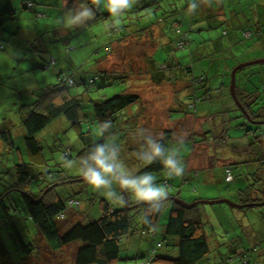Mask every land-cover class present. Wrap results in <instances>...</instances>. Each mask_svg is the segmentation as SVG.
Instances as JSON below:
<instances>
[{
    "label": "rangeland",
    "instance_id": "374dc122",
    "mask_svg": "<svg viewBox=\"0 0 264 264\" xmlns=\"http://www.w3.org/2000/svg\"><path fill=\"white\" fill-rule=\"evenodd\" d=\"M28 1L32 0H0L2 5H10L13 8V11L6 10L4 15L7 17L5 21L9 22V25L4 27L5 34L9 30L8 26H14L15 28L18 27L23 35H14L10 41L2 40L5 45V50L0 49V55H6L7 58L5 60V57H2L1 60H5L4 63L6 64L9 63L13 65L14 59H17L15 58V53L20 51L22 56L26 54V58L31 56L32 62L30 60H28V62L32 64L43 63L45 60L51 59L52 57H54L56 61L54 65L47 68L37 65V67L31 66L24 70H19L22 67H26V62H23L16 70V79L12 78L10 82L0 80V123L2 126L6 125L5 127L7 128H9L12 123H15L17 126L13 129H8L14 140L13 145L10 143L12 147L10 144L2 147L0 146V182L2 183L0 193L8 189L6 190L8 195L4 199L7 203L14 201L11 198H16L18 200L21 196L19 191L9 188L11 184H14L16 178L13 166L14 163L18 164L24 162L34 165L31 168V174L33 176L37 177L36 174L39 172L37 169L39 159H33L35 156L29 155L24 147L23 136L15 133L17 130L21 131L19 120L16 122L14 121L16 118L15 113L19 112V110L24 111L28 108V104L37 98V93L41 88L48 84L58 82L54 70H59L65 75L70 74L73 78L74 84L69 86L70 93L76 94L85 92L97 101L121 92L135 91L137 86L140 87L141 85L145 86V93L150 95L149 83H154V81L149 77H147L146 81H143V77L140 75L147 74V71L150 72L149 69L152 68L151 58L157 68L168 78L184 70L183 62L185 60H192L193 62V58H191L188 52H184L182 49H174L173 38L175 37V29L172 27L171 20H167L165 24L163 23L162 33L158 34L156 37V31L153 29L154 31L152 33L142 32L140 38L137 32L131 35L128 34L118 42L119 38L123 36V32H126L123 25L126 24L130 27L133 25L135 26L134 23H136L137 20L136 16H133L134 18L128 21L131 22V24H129L127 22V13L123 14L118 19H114L103 7H101L100 11L104 12L102 16H95L93 20L88 21L84 26L75 25L72 27H65L63 23L65 14L68 13L70 9H75L86 1L76 0L75 3L64 4L62 0H33L37 3L35 5L36 10L44 13V16L39 18H36L33 9L26 6ZM40 1L42 2L40 3ZM206 1L207 0H198L197 8L200 9ZM222 2L223 12L226 13L232 25L221 24L220 21H216L214 16L206 10L199 11V14L194 12L195 18L193 20L210 19L213 26H216V28L211 30L212 35H222V30L227 29L230 33H236L240 41L244 40L241 36V27L244 23L249 22L250 18H252V20L255 19V21L257 20V23L263 28V32L255 35V39L246 41L249 47L248 51L251 52L249 54H241V47L239 49L236 47L235 55L242 60L241 63L263 59L264 0H222ZM134 6L135 5H133V7ZM132 14L134 15V13ZM9 16H14L15 18L10 20ZM11 22L14 23V25H11ZM112 25L119 29L116 36L109 37L107 32ZM28 28L32 30H28ZM32 33L35 35V40L33 37H29ZM206 33L207 32L196 33L195 31L190 33L193 36V38H191V51L199 34L205 35ZM206 37L207 36L203 38ZM4 39L6 40V38ZM111 41H113L112 43L114 44V52H106L104 47ZM9 43H11V45ZM242 46L245 47V45ZM154 47L155 51L153 52ZM196 49L194 50V56L197 58L198 56L195 54ZM105 54L107 56L103 58L102 62L106 63L108 59L114 56V59L111 60L115 61L114 66L116 70L118 72H127V81L119 83L116 79H112L108 82H102L99 78L96 80L95 84L89 86L90 90H84L85 85L83 81L87 80L88 73L97 70L98 62L95 60V55L103 57ZM215 57H218V55H215ZM233 62H235V60ZM105 63L99 62V68L110 73L111 69L105 68L107 65L102 67ZM211 64V62L195 59L193 68L186 72L190 78L206 75L207 73L208 75H206V77L212 82L211 96H208L207 89L205 90L203 86L201 87V82L196 83L197 85H194L196 88L195 93L201 94V99L195 102V105H193L194 107L189 105L192 102L189 101L188 106L183 108L185 112H189L192 117L198 118L201 121L190 118L175 120V117L179 116L182 112L172 113L170 118H173V120L169 121L167 117L168 113L164 110V112L158 111L145 114L142 120H138V124L141 121H145V123H140L142 127L139 128L136 125L134 127L132 123L134 119H123L125 116L120 114L117 120L119 130H117L115 134L107 137V147L104 155L112 156L118 163L125 165L126 173L135 178L145 174L140 173L142 167L145 165L139 156L142 152H150L149 147L145 144L148 145L149 140L160 138L164 130H172V140L167 142V155L170 154V150L175 149L178 154L175 155L174 158L178 161L182 160L185 170H187L185 163L190 154L193 157L192 164L195 165L197 163L200 168L198 170L199 176H192L191 172L194 175H196V172H190L189 170L185 176L187 181H182L181 177H173L170 179L167 176V170L164 168L159 172H151V174L157 178L153 183L164 186L168 191V197L177 194L178 197L183 199L186 203L199 200L224 199V201L199 202L194 205L196 206V210L194 212L192 211V214L195 215L200 221L201 227L204 228V234L207 238L209 247L208 253L196 264H264V204L244 207L246 205L244 200L247 197L264 198V170L259 168L258 162L232 163L230 165L232 175L230 174L231 179L228 181L225 180L224 169L222 173L219 166H215L216 164L224 163L232 154L231 150L237 148V144L240 146L244 141L246 143L243 147L247 145L249 141H245V126L231 128L233 127L231 123L226 126H231V134L228 136V147L221 141L222 138H220L218 131L213 130L214 132H211L212 134H209V136H217L216 139L218 140L212 139L208 143L207 149H210L212 156L207 155V149H204V147L197 148L191 152L193 142L202 139V135L203 141L207 140L204 137L207 132L198 133L197 130L199 127L208 130L210 128L207 124L210 123L212 126L214 123V127L217 130L218 121L220 119L218 111L221 109L222 103L225 102V97L227 98L228 96L229 98V91H225L221 86V79L223 77L227 82L229 81L228 75H218V72L214 71L216 65L213 63L212 67H210ZM209 67L210 70L208 69ZM263 73L264 61L243 67L238 77L240 83H246V87L249 91L260 92V94H258L260 95L258 96V103H261V99L264 101V92L261 89L263 85L262 82L264 81ZM13 80L17 81V83L14 84V82H12ZM142 81L144 83H142ZM155 81L159 93L158 97L163 101L162 105L164 109L169 105L168 97L175 93L176 98L182 89L181 86L168 83L163 78L159 81ZM219 85L220 89L218 88ZM29 89H33L34 92L29 94ZM230 96H232V94ZM232 99L231 102L233 103L234 99L233 101ZM89 102L90 101L86 104ZM262 105H264V103ZM132 106L134 105L132 104L128 109L132 108ZM89 108L91 107L84 106L85 111ZM128 109H124L123 112ZM145 109L149 112L150 107L146 106ZM204 109L206 112H202ZM89 113L87 115V120ZM148 115H155V118L153 116L150 118ZM87 120H84L82 124L83 130L88 129V125H90V127L95 126L94 122L91 123ZM244 121L247 123V127L252 129L254 127L257 128V132L260 134V130L255 126L256 124H253L254 122L246 121V119ZM121 125L130 127L129 135L125 133ZM79 126L80 124L78 125V129ZM261 129H264V126H262ZM36 137L43 146L42 154L44 157L48 158L50 164H56V166L51 167H53L54 170L56 169L55 171L58 173H56L58 175L57 177H59L61 181H65V183H60L58 185L55 183L56 186H54L53 189L60 197L64 198L66 203L69 204L70 202L69 206L72 207L67 209L63 217H57V220L60 222L61 231L64 230V227H69L72 223H75V221L80 219V221H84L87 216L90 218L91 216H100L101 200L106 201L112 207L118 208L124 206L127 200L136 201L130 191L127 189L123 190L119 186L117 174L115 176H107L106 179H108L109 184L107 186H101L97 191L84 181L79 170H86L87 168L82 167V160L79 154L82 145L78 139V130L75 125L68 122L65 117L62 116L53 121L52 124L44 128ZM259 137L261 139V135ZM181 140L183 143L179 142ZM261 144L263 146L262 142ZM17 147L22 150L19 155L16 153L19 151ZM68 148L70 149V156H64V151ZM238 154H236L235 157L240 159V161H242V159L248 160L253 156L248 153ZM208 163L211 165L210 168H207ZM190 167L188 166V169ZM207 169L213 173V176H209L208 178L204 176ZM117 171L119 172V170ZM184 175L185 172L182 177H184ZM257 177H259L260 180L253 183ZM40 182L41 180L36 178L29 179L28 182L24 184L23 189H28L26 191H29V189L33 190ZM249 184L252 186L250 192L238 196V191H243ZM17 187L21 188V186ZM108 192L113 193L110 198L103 195ZM122 192L123 194L125 193L123 197L124 202L122 201ZM193 197L197 199L193 200ZM74 202H76V205H71ZM237 203H239V206L236 205ZM169 208L170 203L164 202L163 210L159 217V225L155 229L153 235L143 236L144 233L139 234L135 232L138 231V229L132 231L133 233L131 232L123 238L118 259L115 262L116 264H146V260L160 256V254H165L168 248L170 249L168 254L170 256L175 255V248L171 245L172 241L169 239L163 241L164 245L162 247L160 246L157 249L151 248L152 241L156 242L162 239L163 225L166 222ZM130 210L133 213L134 222L137 221L141 215V211L136 212L135 209L131 207ZM26 222L27 225L22 223V226L19 224V227H23L22 233L25 240L24 243L27 244V246L31 244V247H34L31 248L30 251H27L25 247L17 249L16 244L12 240L9 227L3 225L1 228L0 225V237L7 249L5 255H1L2 250L0 249V264H74L73 252L77 244L73 243L67 245L59 251H51L41 238V235L38 233L33 223L29 220ZM0 224H2V222H0ZM6 255L9 257L7 258ZM153 263L164 264L159 261H153Z\"/></svg>",
    "mask_w": 264,
    "mask_h": 264
},
{
    "label": "trees",
    "instance_id": "16d2710c",
    "mask_svg": "<svg viewBox=\"0 0 264 264\" xmlns=\"http://www.w3.org/2000/svg\"><path fill=\"white\" fill-rule=\"evenodd\" d=\"M75 1L76 0H62L64 4L75 3ZM82 1H86L87 3L90 2V0ZM41 2L42 1H40V3ZM197 2L198 0H139L138 5H135L130 11L126 12L128 14L127 22L133 19V16H136L137 20L136 23H134L135 26L133 25L130 27L124 24L123 28L126 32H123V36L119 38L118 42L122 40L126 35H131L135 32L138 33L137 35L140 38V34L142 32L152 33L154 31L153 29L157 28L156 25L159 24V26L162 27L163 23L165 24L167 20H171L172 27L175 29V37L173 38L175 47L174 49H182L184 52H187L185 50H188L192 38V35L190 33L195 30L182 28L180 25L181 22H179L180 20L174 19V15L177 14L178 16V14L184 13L189 10L199 14ZM218 2L220 3L219 5L223 4L222 0H218ZM36 4L37 3L32 0L28 1L26 3V6L34 10L36 18L44 16V13L42 11L36 10ZM190 4L192 5V7H190ZM6 10L13 11V8L10 5H2L1 3V50H5V45L2 40L10 41L12 39V36L17 34L22 35L21 30L19 31V28H15L14 26H8V29L12 31L8 30L5 34L4 27L9 25V22L5 21L7 19V17L4 16ZM132 13H134V15ZM103 14L104 12L95 10L96 17L102 16ZM226 17L227 15L225 16V18ZM9 18L10 20H12L15 17L9 16ZM194 18V13L193 15L188 16L189 20L193 21ZM227 19L229 21L228 17ZM253 21L254 19L252 20V18H250V21L244 23V25L241 27V36L244 38V40L240 41L236 33H231L235 47H238L240 44H247L246 41H249V39H255V35L261 34L263 32V28L257 23V20L255 22ZM128 23L131 24V22ZM223 23L232 25L231 21L228 23ZM10 24L14 25V23L12 22ZM30 29L31 28H28V30ZM118 29V27L112 25L109 28L107 34L109 35V37H113L114 35L116 36ZM228 32L230 33L229 30ZM29 37H33V39L35 40L34 33L30 34ZM4 38H6V40ZM112 42L113 41L107 43L104 47L106 49V52H112L114 50V44ZM9 44L11 45V43ZM95 56V60L96 62H98L97 70H93L91 73H88L87 80L83 81L85 85L84 90H90L89 86L95 84L96 80H98L99 78L102 80V82H108L112 79H116L119 83L123 82V77L116 75V77L110 78L109 72L105 70L103 71L101 68H99V62L103 63L102 60L107 56L106 54L103 57H100L98 55ZM151 60L153 59L151 58ZM55 61V58L52 57L51 59L45 60L43 63H37V65L43 66V68H47L54 65ZM237 61L238 60L232 63L234 67L230 70V72H228L230 79L232 70L236 66L242 64V60L238 63ZM105 66L106 64L102 65V67ZM183 66V72L185 75H187V78L190 81V85L193 86V90L195 91L196 89L194 85L196 86V83L201 82V87L203 86L204 89H207L208 91L206 85L207 77H205L204 75H200L199 77L196 76L195 78H190L188 73L186 72L190 71L193 68V64L184 63ZM243 67L238 68L235 72L234 94L250 117V119H246V121L248 120L254 122L253 124H256L255 126L259 128L260 134L257 132V128L254 127L252 129L250 127H247V123H245L244 121L245 119L242 117V114L238 111L237 108L235 111H233V113L231 112L232 115H229V120H222V117L220 118L221 120L219 119L218 123L220 125V129L218 131V134L220 138H222L221 141L223 143L225 141V143L228 144L229 142L227 140L229 138H226V136H229V134H227V130L230 131L231 128H235L237 126H245V136L249 141L244 147V150H246L245 154L248 153L252 154L253 156L248 160H243L238 163L258 162L259 168L264 170V129H261L262 126H264V105H262L264 101L261 99V103H258V96L260 95H256L255 91H249L246 87V83L242 84L238 81V77L240 76V72L243 70ZM56 76L58 82L44 86L40 94H38L37 98L30 104H28V108H26L24 111L19 110V112L15 113L16 118L14 121L16 122L17 120H19L21 125L19 126L21 128V131L17 130V132L15 133L23 136L24 147L29 155L35 156L33 159H39V163H37V169L39 172L38 174H36L37 177L33 176L31 174V168L34 165L24 162L18 164L14 163L13 166L16 178L14 184H11V187L9 188L19 191L21 193V196L20 198H18V200L16 198H11L14 201H10V203H7L6 201H4V199L8 195L6 192V190L8 189L3 191V193H0V222H2V224H0L1 228L3 227V225L9 227L12 235V240L16 244L17 249L25 247L27 251H30V249L34 247H31V244H28L29 246H27V244L24 243L25 240L22 233L23 227H19V224L21 225L22 223L24 225H27L26 221L29 220L33 223L38 233L41 235V238L44 240L51 251H59L67 245L73 243L77 244L73 252L74 264H116L115 262L118 259L123 238L132 231L138 229L139 230L135 232H138L139 234L144 233L143 236L153 235L155 233V229L159 225V217L163 210L164 202H169L170 208L166 222L163 225L162 239H159L156 242L152 241L151 248L157 249L160 246L162 247L164 245L163 241L169 239L172 241L171 245H173L175 248V255L170 256L168 254L170 252V249L168 248L166 249L165 254H160V256H156L154 258L148 257L149 259L146 260V264H154L153 261H159L160 263L164 264H196L208 253V241L204 234V228H202L200 225V221L195 217V215L192 214V211L194 212L196 210V206H194L196 204H193L191 207H187L180 200L177 194L169 196L167 199L164 198L154 202H136L127 200L124 203V206L119 208L112 207L106 201L101 200L100 216H91V218L87 216L84 221H80L81 219L75 221V223H72L69 227H64V230L61 231L60 222L57 220V217L64 216L69 204L65 202L64 198L60 197L58 193L55 192L53 187L60 183H65V181H61L60 178L57 177L58 173L55 171L56 169L54 170V168L51 167L56 166V164H50L48 158L44 157V155L42 154L43 146L36 136L49 124H52L56 119L62 116L65 117L66 120L71 124H74L78 130V139L82 145V149L79 153L82 160V167H95V163L91 159V157L95 154L97 148H103L105 154V150L107 147V137L115 134V132L119 130L117 124L119 115L124 114V109L130 107L132 104L134 105L135 103H139L141 99L136 91H125L96 101L91 98L88 93L85 92H79L76 94L70 93L69 86L74 84L73 78L70 76V74L65 75L60 71H57ZM262 83L263 85L261 89L264 92V81ZM219 87L220 85L218 86V88ZM237 87L241 88L238 92L236 90ZM256 92L258 94L260 93L259 91ZM243 93H247L248 96H242L241 94ZM201 97V94L195 93V95H193L194 102L192 103L194 104L196 101L200 100ZM88 101L90 102L86 104ZM84 106H90L91 108L85 111ZM88 113L89 117L87 120ZM84 120H87L91 123L94 122L95 126L90 127V125H88V129L83 130L82 124ZM106 121H110L109 126L104 129L101 134L98 131L99 127ZM230 123L231 125H233V127H226L230 125ZM79 124L80 126L78 129ZM5 126H2L0 123L1 147L6 146L10 143L12 145L14 144L13 136L8 129H13L17 126L15 125V123H12L9 128ZM213 132L214 131L212 130V133ZM260 135L261 139L259 137ZM216 137L217 136H212L211 140H218L216 139ZM171 140L172 130L166 129L164 130L160 138L152 141L161 144L162 149H164V155L166 156L167 142ZM261 142L263 143V146ZM11 144L10 146L12 147ZM145 145L148 146L147 144ZM17 149L19 151L16 153L19 155L22 150H20L19 147H17ZM144 154L145 153L142 152L141 155L139 154V156L142 157ZM64 156H70L69 148L64 151ZM162 169H164V167L160 162V159L157 158L153 161L152 164L143 166L140 173L159 172ZM224 170L225 180L229 181V179H226V174L227 170H229L230 174L232 175L230 167H225ZM116 174L117 178H119L120 173L117 171ZM33 178L41 180V182L38 183L37 187L33 190L29 189V191H26L28 189H23L24 184L28 182L29 179ZM259 180L260 178L257 177L253 181V183L258 182ZM55 183L57 184L55 185ZM1 184L2 183L0 182V187ZM251 184H249L243 191H238L237 195L240 196L243 193H249L252 189ZM17 186H21V188ZM124 194L123 192L121 193L122 198L124 197ZM263 200L264 198L247 197L244 200V203H246L244 207L252 205L255 206V204L258 205V203H263ZM122 201L124 202V198L122 199ZM252 202L253 204H250ZM73 204L76 205V202H74ZM237 204L239 205V203ZM130 207L132 209H135L136 212L141 211L139 219L135 222ZM0 249L2 250L1 255H5L7 249L1 237ZM6 256L7 258L9 257L8 255Z\"/></svg>",
    "mask_w": 264,
    "mask_h": 264
},
{
    "label": "crops",
    "instance_id": "0c3cea01",
    "mask_svg": "<svg viewBox=\"0 0 264 264\" xmlns=\"http://www.w3.org/2000/svg\"><path fill=\"white\" fill-rule=\"evenodd\" d=\"M219 4L220 3L218 2V0H215V1L207 0L206 3L204 5H202L201 9H199V11L201 12V11L206 10V11L210 12L214 16V19H216V21H220L222 24H224L223 22H226V23L230 22V21H228L227 17L225 18L226 13L224 14V12H223V4L222 5H219ZM193 13H194L193 11L189 10V11H186L184 13L178 14V16H177V14L174 15V19L180 20L179 22H181L180 25L182 28H188L190 30H195L196 33L207 32L205 35L199 34V36L196 38V41L193 44L192 51H191L192 43L190 41L189 48H188V50H185V51H187L191 55V58H193V62H191L192 60L191 61L185 60L183 63H185V64L192 63L193 64L195 62V59H201V61H206L209 63L211 62L212 64L210 67H212V65L214 63L216 65V68L214 71H217L218 75H220V76H222L224 74L228 75V72H230V70L234 67L232 62L234 60L235 61L238 60L237 63L239 61H241V59H239L238 56L235 55V53H236L235 48L236 47L234 46V42L232 40L231 33H229L227 29H223L221 34L224 37L221 35H217V34L212 35L211 30L216 28V26H213L210 19H207V20L206 19H200L198 21L189 20L188 16L193 15ZM253 22H255V19ZM156 27L157 28L154 29L156 31L155 37L158 34L162 33V27H160L159 24L156 25ZM205 36H207V37L203 38ZM192 38H193V36H192ZM199 42H200V44H199ZM207 42H208V44H207ZM198 45H199V47H198ZM240 47H241V49H240L241 54H245V53L249 54L251 52V51H248L249 47L247 44H245V47L240 44L237 48L239 49ZM195 49H196L195 54L198 56V58H196L194 56V50ZM154 51H155V47H154L153 52ZM15 55H16L15 58H17V59H14L13 65H11L9 63H7V64L4 63L7 56L6 55H0V80L10 82V80L12 78L16 79V74H17L16 70H17L18 66L21 65L23 62H26V67L25 68L22 67L19 70H24V69L29 68L31 66L37 67V63L36 64L31 63L32 62L31 56L26 58V54L22 56V53H20V51H17V53H15ZM215 55H218V57H215ZM2 57H5V60H1ZM235 58H237V59H235ZM111 59H114V56L112 58L108 59L106 63L103 62L107 65V68L111 69L110 74H109L110 78L116 77V75H119V76L123 77V82H126L127 81V78H126L127 72H124V71L118 72L116 70V67L114 66L115 61L111 60ZM28 60H30L31 62H28ZM151 61H152V68L149 69L150 72L147 71V74L140 75L141 77H143L142 78L143 81H146L147 77H149L152 81H154V83H151V82L149 83V87H150L149 90H150L151 94L147 95L145 93V89H144L145 86L144 85H141L140 87L137 86V89L135 91L139 94L141 100L139 101V103L134 104V106H132V108H129V109L127 108L128 110H126L125 113L123 114L125 116L123 119H127V118L134 119L132 121V123L134 124V127L136 125L139 128L142 127L140 123H145V121H141L138 124V120H142L145 114H149L152 112H158V111L164 112V110H165V112L168 113L167 117H168L169 121L173 120V118H170L172 116L171 115L172 113L174 114V113H179V112H182V113H180L179 116H176L175 120H179V119L184 120L187 118L195 119V120L198 119V118L192 117V115L189 112H185L183 110L184 107L188 106L189 101L194 102L193 95H195V91L193 90V86L190 85V81L187 78V75H185L183 71H180V72L175 73L174 75H172L171 77L168 78L164 73H162L157 68L156 64L153 63V60H151ZM210 67L208 68L209 70H210ZM14 69H15V71H14ZM57 71H59V70H54V73L56 74ZM206 75H208V74L206 73ZM206 75H204V76L206 77ZM162 78L164 80H166V82H168V83H171V84L173 83V84H177V85L181 86V89H182V91L179 92V94L176 96V98H175V93L168 97L169 98V101H168L169 105H168V107L166 106L164 109H163V105H162L163 101L160 99V97H158L159 93L157 91L158 88L156 86V81H155V80L159 81ZM228 79H229L228 82L226 81V79H224V77L221 79V86L225 89V91H229V98H228V96H227V98L225 97V102L222 103V105L220 107L221 109L218 111V113L220 114V118L222 117V120H225V121L230 119L229 115L232 114L233 111H235L237 108L235 101H233V99H232L233 96H230L231 91H230L229 75H228ZM143 81H142V83H144ZM12 82H14V84L17 83V81H15V80H13ZM211 83H212L211 80L207 77L206 85L208 88V96H211V89H212ZM219 89H220V87H219ZM240 89L241 88L237 87L236 88L237 92ZM233 90L235 93V86L233 87ZM28 91H29V94L34 92L33 89H29ZM41 91H42V88L37 94H40ZM255 94L258 95V93L256 91H255ZM152 95H153V97H152ZM241 95L242 96H248L247 93H245V94L243 93ZM231 99H232L233 103L231 102ZM192 102L189 104L190 106L195 105V103L193 104ZM146 106L150 107L149 112H147V110L145 109ZM202 112H206V110L204 109ZM151 116L154 117L155 115H151ZM151 116L148 115V117L152 118ZM218 118H219V116H218ZM198 120H200V119H198ZM207 125L210 129L207 130V129H204L203 127H199L197 130L198 133L207 132V134L204 135V137L207 140L203 141V135H202V139H200L196 142H193L191 152L196 150L197 148H203L204 147V149H207V146L209 145L208 143L210 142V140L212 138L211 136H209V134H212L211 133L212 130L219 131V129H220L219 123H218L217 130L214 127L215 126L214 123L212 126L210 123H208ZM121 127L125 131V133L129 135L130 127L125 126V125H121ZM143 127H145V126H143ZM227 134H231V131L227 130ZM226 138H228V136H226ZM247 140L248 139L246 137L245 141H247ZM245 143L246 142L243 141V143H241L240 146L238 145L237 149L231 150L232 154L229 156L228 159L225 160L224 163L216 164L215 166H219V168L222 170V173H223V169H225V167L226 168L230 167V165L232 163L241 162L240 159L235 157V155L238 153H245L246 150H244V147H243ZM224 144L227 145V143H225V141H224ZM228 146L229 145H227V147ZM207 155L212 156L210 153V149H207ZM197 160L201 161L199 159H197ZM243 160H245V159H242V161ZM192 162H193V157L189 154V156L186 159V163H185L187 170L185 172L184 177L181 176L182 181H187L185 176L187 175L189 170H190V172L191 171L196 172V175H194L191 172L192 176H199L198 170L200 168L198 167L197 163L195 165H193ZM208 165H209V163H208ZM208 165H207V168H210L211 165H209V167H208ZM188 166L189 167L191 166V167L188 169ZM224 173H225V170H224ZM204 176L206 178H208L209 176H213V173L209 169H207ZM193 198H194L193 200L197 199L196 197H193ZM180 200H183V199H180ZM68 208H70V207L67 206V209Z\"/></svg>",
    "mask_w": 264,
    "mask_h": 264
},
{
    "label": "clouds",
    "instance_id": "9594fccd",
    "mask_svg": "<svg viewBox=\"0 0 264 264\" xmlns=\"http://www.w3.org/2000/svg\"><path fill=\"white\" fill-rule=\"evenodd\" d=\"M139 3V0H90L89 3H81L75 9H70L63 17L65 27H72L75 25L84 26L88 21L95 18V10L104 8L114 19L120 18L123 14L130 11L133 5ZM190 7L192 5L190 4ZM95 9V10H94ZM110 121H106L100 125L99 132L102 134L103 130L109 126ZM183 143V141H179ZM150 152H146L141 160L144 165H150L157 158L160 159L163 167L167 170L168 178L181 177L185 172L183 161H178L174 158L178 152L175 149L170 150V154L165 156L164 149L161 144L152 140L148 141ZM95 163V167H89L87 170H79L84 181L90 185L95 191L99 190L101 186L109 184L107 176H115L117 170L120 172L118 178L119 186L122 189H127L131 192L136 201L154 202L164 198H168V191L164 186L153 183L157 178L151 173H145L135 178L129 176L125 171V165L116 162L112 156H105L103 148H97L95 154L91 157ZM103 195L109 198L113 193L108 192ZM70 205V202H69ZM71 205H74L73 203ZM70 207V206H68ZM72 208V207H70Z\"/></svg>",
    "mask_w": 264,
    "mask_h": 264
},
{
    "label": "water",
    "instance_id": "95a60500",
    "mask_svg": "<svg viewBox=\"0 0 264 264\" xmlns=\"http://www.w3.org/2000/svg\"><path fill=\"white\" fill-rule=\"evenodd\" d=\"M264 61V58L263 59H258V60H254V61H250V62H245V63H242L240 64L239 66H236L232 72H231V79H230V91H231V94L233 96V99L235 101V104L237 106V109L238 111L242 114V117L244 119H250L247 111L243 108V106L241 105V103L237 100L235 94H234V90H233V87H234V83H235V72L238 68L240 67H243L245 65H249V64H253V63H258V62H263ZM186 206H191L193 204H197V203H207V202H212V201H224V199H216V200H199V201H194V202H191V203H186L185 201L181 200ZM264 203V202H263ZM263 203H260V204H263ZM238 205V204H236ZM239 206V205H238Z\"/></svg>",
    "mask_w": 264,
    "mask_h": 264
},
{
    "label": "built area",
    "instance_id": "2783aa9c",
    "mask_svg": "<svg viewBox=\"0 0 264 264\" xmlns=\"http://www.w3.org/2000/svg\"><path fill=\"white\" fill-rule=\"evenodd\" d=\"M226 179H231L229 170H227Z\"/></svg>",
    "mask_w": 264,
    "mask_h": 264
},
{
    "label": "flooded vegetation",
    "instance_id": "af4514ba",
    "mask_svg": "<svg viewBox=\"0 0 264 264\" xmlns=\"http://www.w3.org/2000/svg\"><path fill=\"white\" fill-rule=\"evenodd\" d=\"M264 201V200H263ZM250 204H253V202L252 203H250ZM250 204H248V205H250ZM259 204V203H258ZM255 205H257V204H255ZM252 206H254V205H252Z\"/></svg>",
    "mask_w": 264,
    "mask_h": 264
}]
</instances>
